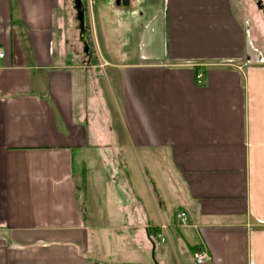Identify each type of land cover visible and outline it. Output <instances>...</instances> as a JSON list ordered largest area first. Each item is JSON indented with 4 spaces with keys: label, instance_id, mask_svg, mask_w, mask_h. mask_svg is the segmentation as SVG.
Instances as JSON below:
<instances>
[{
    "label": "crops",
    "instance_id": "1",
    "mask_svg": "<svg viewBox=\"0 0 264 264\" xmlns=\"http://www.w3.org/2000/svg\"><path fill=\"white\" fill-rule=\"evenodd\" d=\"M147 10L119 55L92 8L81 37L74 0H0V264H194L200 247L264 264V0ZM102 155L115 213L85 174Z\"/></svg>",
    "mask_w": 264,
    "mask_h": 264
},
{
    "label": "rangeland",
    "instance_id": "2",
    "mask_svg": "<svg viewBox=\"0 0 264 264\" xmlns=\"http://www.w3.org/2000/svg\"><path fill=\"white\" fill-rule=\"evenodd\" d=\"M149 1H151L150 5L147 6ZM97 2L95 1V4L91 7L88 5V3L85 4V8L87 10L92 8L91 16L88 17V21L90 18L92 22L91 29H93L94 33L96 30L97 38L100 41L101 47H105L104 42L106 40H112V42H109V44L119 51V55H126L131 53V50L128 48V46L130 47V42L127 41L129 37V24L131 23V17L133 16L130 14V12L134 8H142L144 9L145 16L147 17L153 14L149 13L147 8L157 6L159 0H132V3H130V5L127 7L116 6L114 4V0H97ZM87 34H89L88 30ZM87 34L86 39L89 38ZM89 50L91 55L93 49L91 51L90 47ZM134 51H136V46ZM88 58H90L89 55ZM95 69H97L96 66ZM76 160L78 159L76 158ZM115 162L116 160L111 159V156L105 157L102 155V159H99L96 156V165L94 163V166L91 168L86 167L85 170V174L89 177L91 185L95 186V194L100 195L102 199L108 201V203L105 205L106 209L104 210L111 213H115L116 211L115 207H113L111 204L113 201L111 196H113V198L117 197L116 194L113 193V189L115 186L119 185V183L121 184L119 175H116L114 170L115 168H113V163ZM96 176L99 177L97 181ZM159 192L164 199L167 198L163 188H158V193ZM168 204V202H165L166 206Z\"/></svg>",
    "mask_w": 264,
    "mask_h": 264
},
{
    "label": "built area",
    "instance_id": "3",
    "mask_svg": "<svg viewBox=\"0 0 264 264\" xmlns=\"http://www.w3.org/2000/svg\"><path fill=\"white\" fill-rule=\"evenodd\" d=\"M88 5L91 7L94 4V0H87ZM4 57V51L0 48V59ZM104 65H106L104 62L100 64L98 67L102 68ZM98 68V69H99ZM197 80H200L201 74H196ZM175 219H177L180 224H183L186 219V214L183 211H178L175 214ZM161 241H163V238H161ZM192 260L194 264H203L210 260V255L208 251L204 247H200L193 251L192 253Z\"/></svg>",
    "mask_w": 264,
    "mask_h": 264
},
{
    "label": "water",
    "instance_id": "4",
    "mask_svg": "<svg viewBox=\"0 0 264 264\" xmlns=\"http://www.w3.org/2000/svg\"><path fill=\"white\" fill-rule=\"evenodd\" d=\"M129 0H115L116 5H128ZM75 19L78 22V29L80 36L83 37L85 33V7L82 0H74ZM83 39V38H82Z\"/></svg>",
    "mask_w": 264,
    "mask_h": 264
}]
</instances>
